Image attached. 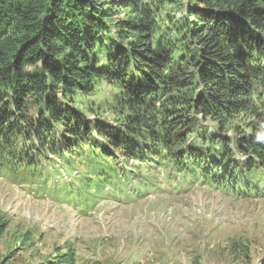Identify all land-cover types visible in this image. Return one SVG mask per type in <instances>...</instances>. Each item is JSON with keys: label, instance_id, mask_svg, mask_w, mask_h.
<instances>
[{"label": "trees", "instance_id": "trees-1", "mask_svg": "<svg viewBox=\"0 0 264 264\" xmlns=\"http://www.w3.org/2000/svg\"><path fill=\"white\" fill-rule=\"evenodd\" d=\"M258 135L264 0H0V167L47 181L61 160L109 197L162 160L239 194L264 184Z\"/></svg>", "mask_w": 264, "mask_h": 264}, {"label": "rangeland", "instance_id": "rangeland-1", "mask_svg": "<svg viewBox=\"0 0 264 264\" xmlns=\"http://www.w3.org/2000/svg\"><path fill=\"white\" fill-rule=\"evenodd\" d=\"M55 163L63 176L47 181L0 167V216L8 220L0 264L53 262L68 251L73 264H261L264 258L262 182L240 185L238 194L203 183L198 173H171L167 180L169 163L162 160L159 169L133 162V180L117 182L108 197L94 185L83 191L85 178L72 179L80 171L70 175L61 160Z\"/></svg>", "mask_w": 264, "mask_h": 264}, {"label": "clouds", "instance_id": "clouds-1", "mask_svg": "<svg viewBox=\"0 0 264 264\" xmlns=\"http://www.w3.org/2000/svg\"><path fill=\"white\" fill-rule=\"evenodd\" d=\"M258 139H264V135H258Z\"/></svg>", "mask_w": 264, "mask_h": 264}]
</instances>
